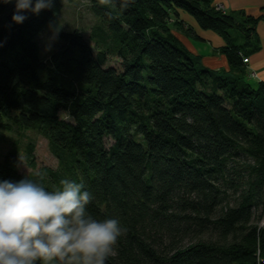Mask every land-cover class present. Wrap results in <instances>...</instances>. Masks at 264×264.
Returning a JSON list of instances; mask_svg holds the SVG:
<instances>
[{
    "label": "trees",
    "instance_id": "16d2710c",
    "mask_svg": "<svg viewBox=\"0 0 264 264\" xmlns=\"http://www.w3.org/2000/svg\"><path fill=\"white\" fill-rule=\"evenodd\" d=\"M83 1L98 19L88 39L63 31L48 56L38 36L62 0L21 24L12 8L0 26V179L82 183L89 213L122 226L106 264H264V83L247 82L243 62L264 15L216 0ZM179 11L224 40L229 71L205 68L175 36L201 41ZM26 131L46 138L55 169L38 168L35 142L6 137ZM250 160L247 190L226 204L233 164Z\"/></svg>",
    "mask_w": 264,
    "mask_h": 264
},
{
    "label": "clouds",
    "instance_id": "9594fccd",
    "mask_svg": "<svg viewBox=\"0 0 264 264\" xmlns=\"http://www.w3.org/2000/svg\"><path fill=\"white\" fill-rule=\"evenodd\" d=\"M12 4L11 22L50 9L53 0H0ZM92 194L80 182L62 179L53 189L26 178L0 179V264H106L122 226L97 218Z\"/></svg>",
    "mask_w": 264,
    "mask_h": 264
},
{
    "label": "rangeland",
    "instance_id": "374dc122",
    "mask_svg": "<svg viewBox=\"0 0 264 264\" xmlns=\"http://www.w3.org/2000/svg\"><path fill=\"white\" fill-rule=\"evenodd\" d=\"M63 2V10L62 12L56 16L44 29V31L38 36V42L41 46V49L45 55H49L51 51L56 48L58 45L61 44L60 41V33L63 31H73L78 29L81 31L83 36L88 39L89 32L91 27L97 22V18L95 15L90 11V5L86 1H78L76 3H69L66 0H62ZM13 5L7 4L6 8L3 11H0V26L3 25L5 19L12 11ZM220 10L224 12V7L220 6ZM264 15V13H263ZM259 26V25H258ZM257 26V27H258ZM178 30V29H177ZM179 31V30H178ZM231 34L234 38H236L237 42L243 44L246 40H250L254 45L256 42V38L254 35H251L249 39H246L242 36L238 31H231ZM257 45L260 48L263 47V43H260V36L257 34ZM255 53V52H254ZM109 66L120 68V61L116 58H112L108 62ZM247 82L253 83L251 80H246ZM254 84V83H253ZM61 116L64 118H68L65 113H61ZM9 140H17L21 148L23 146L33 141L36 144L35 150V157L38 168L41 167H50L56 168L58 163L56 158L50 152L48 142L46 138L43 136L32 132L26 131L25 133H17L7 135L6 136ZM9 145L6 142L0 144V154H3ZM22 156H23V149ZM251 166L252 161L239 162L234 163L233 168L237 172V187L236 188H228L227 190V199L225 200L226 204L230 203L231 205L238 204L240 197L242 194L247 190V187L250 182L251 176ZM19 171L23 175H28L32 169L27 167L24 163L20 165ZM261 227H264V219L260 224Z\"/></svg>",
    "mask_w": 264,
    "mask_h": 264
},
{
    "label": "crops",
    "instance_id": "0c3cea01",
    "mask_svg": "<svg viewBox=\"0 0 264 264\" xmlns=\"http://www.w3.org/2000/svg\"><path fill=\"white\" fill-rule=\"evenodd\" d=\"M214 5L217 9L224 7V12L244 11L251 16H261L264 13V0H216ZM179 20L183 21L186 26L192 27L195 33L200 37L201 41L187 37L184 33L174 28L175 36L182 41L188 50L196 57L205 68L218 72H227L230 70L226 57L220 52L224 47V40L211 31L202 30L194 19L183 11H179ZM174 22V20H172ZM257 27V34L260 36V43L264 42V20L260 21ZM249 64L246 69H250L257 74V78H250L248 75L246 80H251L253 85L264 83V43L263 47L255 53L249 55ZM250 83V82H249Z\"/></svg>",
    "mask_w": 264,
    "mask_h": 264
},
{
    "label": "built area",
    "instance_id": "2783aa9c",
    "mask_svg": "<svg viewBox=\"0 0 264 264\" xmlns=\"http://www.w3.org/2000/svg\"><path fill=\"white\" fill-rule=\"evenodd\" d=\"M243 62L244 64L247 66L249 64V58H244L243 59ZM246 72H247V75L250 77V78H257V74L256 72L250 70V69H246Z\"/></svg>",
    "mask_w": 264,
    "mask_h": 264
}]
</instances>
